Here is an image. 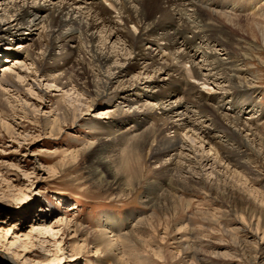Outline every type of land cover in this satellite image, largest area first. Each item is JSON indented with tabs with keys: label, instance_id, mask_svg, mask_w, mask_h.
<instances>
[{
	"label": "rangeland",
	"instance_id": "rangeland-1",
	"mask_svg": "<svg viewBox=\"0 0 264 264\" xmlns=\"http://www.w3.org/2000/svg\"><path fill=\"white\" fill-rule=\"evenodd\" d=\"M117 1L120 8L123 3L138 10L137 0ZM173 7L169 10L166 5L164 11L176 17L181 26L190 27L186 40L193 41L195 49L208 50V55L197 54L194 63L203 67L205 78L211 79L209 88L217 89L209 94L208 86L191 80L194 86L216 100L212 104L220 113L230 115L231 120L239 118L241 128L251 127L250 132H243V137L253 141L252 151L247 150L243 159L249 171L230 166L237 178L229 174L222 179L229 181L216 182L207 170V186L168 190L169 184L159 174L160 163L151 159L148 148H130V139L139 133L136 125L124 126L115 140L106 138L103 130L87 127L88 121L106 124L111 120L105 98L86 111L85 103H74L76 91L65 94L57 83L42 79L33 66L23 64L20 57V61L12 59L6 64H16L12 73L16 75L18 67L26 74L21 78L16 75V87L6 86L0 95V264H97L104 253L94 247L93 235L105 224V213L120 219L121 233H128L134 246L119 255L118 264H264V46L249 38L245 29L230 32L223 27L228 20L215 14L207 15L189 5ZM244 21L242 18L241 23ZM205 30L211 32L198 40L196 35ZM130 31L134 32L132 25ZM32 34L23 35L29 37L25 44L36 42ZM98 35L102 42L107 41ZM211 35L223 41L226 49L209 40ZM18 41L13 44L16 50L22 43ZM114 41L109 40L103 50L109 51L120 66L129 56L116 57L118 49L126 53L127 45L121 37V45H114ZM180 45L172 53H184L187 48ZM9 47L2 49L8 51ZM143 47L144 53H155L161 61L156 76H132L120 84L116 81L113 90H132V94L144 90L146 96L166 89L164 83L173 77L159 67L167 63L163 58L170 51L152 50L146 44ZM211 52L216 59L211 58ZM6 58L0 55V68ZM191 65L186 63L189 68ZM59 97L72 112L61 123L56 122L62 114L57 109ZM82 99L91 102L89 97ZM234 100L250 105L240 107L242 113L236 114ZM179 102L177 97L172 100L176 106ZM126 139L131 142L129 146ZM242 172L249 173L247 178ZM163 188L170 193L162 194ZM47 215L48 220L41 222ZM64 218L65 223L71 220L77 224L80 232H73L74 224L70 229L64 226ZM40 227H50L51 231L41 234ZM89 233L92 235L87 237ZM55 256L58 260L52 263Z\"/></svg>",
	"mask_w": 264,
	"mask_h": 264
},
{
	"label": "bare ground",
	"instance_id": "bare-ground-1",
	"mask_svg": "<svg viewBox=\"0 0 264 264\" xmlns=\"http://www.w3.org/2000/svg\"><path fill=\"white\" fill-rule=\"evenodd\" d=\"M0 1V55L7 56L5 61L3 59L5 68H0V95L2 88L16 87V75L21 78L26 74L17 67L15 75L12 71L15 70L16 64L13 67L6 65L10 60L20 57L23 64L33 66L42 79L47 78L48 82L57 83L65 94L76 91L74 103H85L88 106L86 111H91L98 100L106 99L111 120L106 124L99 120L88 121L89 129L103 130L102 134L106 138L112 137V140H115L122 134L124 126L129 123L136 125L139 133L130 139L133 142L130 148L135 151L148 148L151 159L160 163L159 174L162 180L166 179L169 184L168 190L180 192L186 186H207V170H210L209 174L215 177L216 182L229 181L230 178L227 177L222 180L229 174L231 178H237L230 166L249 171V166L243 159L247 157V150L252 151L253 141L243 137V132H250L251 127L241 128L239 118L231 120L230 115L220 113L212 104L216 100L202 94L200 89L194 86L196 83L191 80L201 82L204 87L208 86L209 94L216 88L215 85V88H209L212 86L211 79L205 78L203 67L194 63L197 54L208 55V50L200 51L197 47L196 50L194 42L186 40L190 27L184 26V23L181 26L176 17L172 18L164 11V6L168 5L170 10V6L189 5L207 15L215 14L221 20H228L223 23V27L230 32L245 29L249 38L260 41L264 46V0H137L138 10L137 7H125L123 3L120 8L117 0ZM83 5L85 7L82 8ZM242 18L245 20L244 24L241 23ZM130 25L134 32L130 31ZM160 32L163 34L160 35ZM208 32L211 31L205 30L199 36L196 35L197 39L201 35L207 36ZM32 33L37 37L36 42L31 39L34 41L32 45L25 44L29 37L24 36H32ZM98 34H102L107 41L102 42ZM120 37L127 45L126 53L118 49L116 57L129 58L124 59L125 64L119 66L117 60L113 61L112 56L110 57V52L105 53L103 49H107L109 40L112 42L115 39L114 45H121ZM209 40L218 43V46H225L223 41L212 35ZM17 41L22 43L16 50L13 44ZM145 44L151 45L152 50L156 47L161 51H170V54L163 58L167 63L159 67V70L173 77L169 83H164L166 89L146 96L144 90H140V93L136 91L135 94H132V90H113L112 86L116 81L120 84V80L130 79L132 76H138L140 79V76H152L157 73L156 68L161 65V61L155 53H144ZM179 44L187 49L184 53L175 55L172 50ZM4 45H10L8 51L2 49ZM186 63H192L191 67L186 66ZM214 70L220 71V68ZM95 88L97 90H94ZM163 92L166 96L160 97ZM82 97H89L91 102L82 101ZM175 97L180 98L177 106V103L172 104ZM247 105H250L247 101L234 100V113H242L239 108ZM57 106L62 114L60 117L57 115L59 120L56 122L67 121L72 112L64 107L60 97ZM75 113L77 116V111ZM126 140V146H129L131 142ZM194 143L196 145H193ZM90 147L92 145H89ZM164 158L167 159L162 161ZM246 174L249 173L242 172V177L247 178ZM156 189L162 190L161 187ZM168 190L165 189L161 193L169 192ZM226 191L231 193V190ZM157 195H161L159 191ZM48 218L49 215L43 216L40 221ZM65 221L64 218L62 222L69 229L71 224H74L71 220L66 223ZM102 221L105 224L93 235L94 247L97 251L102 248L101 252L104 253L98 258L97 264H118L121 253L128 249L133 250L131 246H134L130 245L132 240L128 238V233H121L120 219L105 213ZM76 225L72 226L75 234L80 232ZM49 228L39 229H43L41 234H48L51 231ZM90 235L92 234L89 233L87 237ZM85 248L87 249V246ZM55 257L52 263L58 260V256ZM107 257L111 259L108 260Z\"/></svg>",
	"mask_w": 264,
	"mask_h": 264
}]
</instances>
